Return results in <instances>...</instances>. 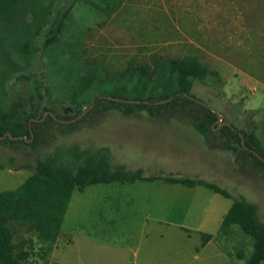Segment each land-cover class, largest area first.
Segmentation results:
<instances>
[{
	"label": "rangeland",
	"instance_id": "obj_1",
	"mask_svg": "<svg viewBox=\"0 0 264 264\" xmlns=\"http://www.w3.org/2000/svg\"><path fill=\"white\" fill-rule=\"evenodd\" d=\"M112 2L115 8L104 7L108 0H76L56 44L43 52L47 63L55 51L76 43L78 49L73 46L63 56L66 61L82 54L97 63L98 67L82 70L74 61L66 98L85 74L98 77L88 101L108 93L118 71L129 62L153 67L157 57L164 62L193 54L220 75L219 79L209 76L206 83L196 80L193 94L218 110L222 121L264 134V0ZM0 43L2 68L12 60L27 65V57L18 49L11 53L6 49L12 45L9 40ZM150 118L148 113H95L41 151L0 144V160L14 156L18 164H33L56 144L106 146L114 165L143 168L145 175L201 178L227 189L232 197L200 185L163 180L98 183L75 190L48 264H121L110 256L112 248L121 247L130 248L129 254L137 252L135 263L129 259L127 264H248L252 239L237 225L224 232L222 221L234 198L245 197L258 205L264 222V175L244 168L234 153L209 146L184 119L153 126ZM13 166L0 169V190L15 189L32 174L28 168ZM156 217L174 224L158 223ZM205 234L211 239L203 246ZM22 235L20 228L18 236ZM240 250L245 258L238 256ZM37 261L44 264L35 256L32 262Z\"/></svg>",
	"mask_w": 264,
	"mask_h": 264
},
{
	"label": "trees",
	"instance_id": "obj_2",
	"mask_svg": "<svg viewBox=\"0 0 264 264\" xmlns=\"http://www.w3.org/2000/svg\"><path fill=\"white\" fill-rule=\"evenodd\" d=\"M44 2L0 0V42L9 40L12 44L6 46L9 53L18 49L28 60L26 66L14 60L7 68L0 64V136L7 132L13 137L23 136L19 139L7 136L0 139V144L41 151L61 135L76 131L92 114L108 111H117L124 116L148 113L153 120H186L209 146L234 153L244 168L264 175V134L260 135L255 128L239 129L229 122L220 125L216 112L193 94L196 80L206 83L209 76L218 79L220 76L197 55L168 58L164 62L157 57L153 67L147 63L129 62L118 71L108 93L88 101L98 77L85 74L71 96L66 98L65 93L72 85V70L76 67L77 61H74L78 60L82 70L98 65L86 60L82 54L69 55L70 68L63 56L73 51V46L78 49L76 43H67L60 51H55L49 62H44L45 48L56 44L76 0H68L65 4L64 0ZM28 15L32 18L28 19ZM39 52L42 53L40 56ZM66 104L71 106L66 107ZM91 104L90 110L74 122L58 120L75 118ZM46 111L53 114L44 117ZM44 154L33 164H18L14 156L0 160V169L14 164L11 168L32 171L17 188L0 190V264H36L32 262L35 256L48 264L73 192L84 191L89 185L163 180L188 187L200 185L224 197H232L227 189L201 178L145 175L143 168L131 170L121 163L114 165L106 146L56 144L52 151ZM232 225L239 226L253 241L247 263L261 264L264 261V222L258 205L245 197L234 198L224 215L222 230L227 232ZM20 228L25 232L22 237L18 236ZM210 239L211 235L205 234L202 245ZM238 256L245 258L244 251L240 250Z\"/></svg>",
	"mask_w": 264,
	"mask_h": 264
},
{
	"label": "crops",
	"instance_id": "obj_3",
	"mask_svg": "<svg viewBox=\"0 0 264 264\" xmlns=\"http://www.w3.org/2000/svg\"><path fill=\"white\" fill-rule=\"evenodd\" d=\"M108 2H109V5L108 6H104L105 8L106 7L109 8L110 5L114 6V8L116 7V3L112 2V0H108ZM149 122L153 126H167V124H165V123H168V122L171 123L173 121L169 120V119H164V120H153V119H150ZM174 122H176V121H174ZM178 124H181V123H178ZM184 124H182V125H184ZM155 221H157L158 223L174 224V223H171V222H169L167 220L165 221V220H163V219H161L159 217H156ZM161 239H164L163 235H161ZM209 241L210 240H208L207 243ZM110 248H112V247H110ZM112 251L113 252L110 253V256L112 257L113 260H116L117 262H119L121 264H127V263H129V259H130V261H132V263H135V258L137 256V252L134 251V253L129 254L130 253L129 251H131L130 248H125V247L114 248V249L112 248ZM155 255L158 256L159 253L157 252V253H155Z\"/></svg>",
	"mask_w": 264,
	"mask_h": 264
},
{
	"label": "water",
	"instance_id": "obj_4",
	"mask_svg": "<svg viewBox=\"0 0 264 264\" xmlns=\"http://www.w3.org/2000/svg\"><path fill=\"white\" fill-rule=\"evenodd\" d=\"M93 106V104H91L89 107H87L85 110H83L78 116H76L75 118H72V119H69V120H62V119H58L59 121H61V122H65V123H71V122H74V121H76V120H78V119H80V118H82L89 110H90V108ZM211 109L212 110H214L215 112H216V114H217V116H218V123L220 124H223V123H226V124H229L228 122H223L222 121V119H221V115L219 114V111L218 110H216L215 108H212L211 107ZM48 113H50V114H53L51 111H46L45 113H44V117L48 114ZM7 136H9L10 138H13V139H19V138H23V136H15V137H13L11 134H10V132H7L6 134H4V135H2V136H0V139H4V138H6ZM242 144H243V146L246 148V146H245V142H244V137L242 136Z\"/></svg>",
	"mask_w": 264,
	"mask_h": 264
}]
</instances>
